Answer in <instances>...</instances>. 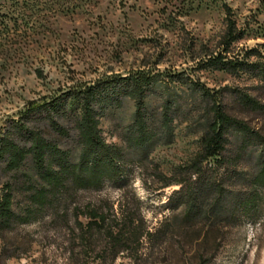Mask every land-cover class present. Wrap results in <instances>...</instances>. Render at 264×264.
<instances>
[{"label": "rangeland", "instance_id": "1", "mask_svg": "<svg viewBox=\"0 0 264 264\" xmlns=\"http://www.w3.org/2000/svg\"><path fill=\"white\" fill-rule=\"evenodd\" d=\"M223 5L244 31L226 56L241 58L249 48L264 56V0H0V126L29 101L114 75H154L155 93L148 103L158 104L166 97L178 105L167 130L144 149L127 148L123 141L132 119V101L124 99L101 118L103 137L122 147L129 162L123 191L140 201L149 229L161 227L156 241L143 239L139 258L122 252L112 264H196L200 243L206 264H264V206L254 221L238 209L231 219H221L257 169L262 151L254 142L229 130L223 155L232 164L223 175V197L202 219L190 225L179 222L184 227L175 232L164 227L179 209L170 210L164 202L177 186L157 189L149 175L151 166L168 173L190 161L200 149L208 121V99L188 83L172 81L171 74L180 73L202 86L230 115L264 135V112L243 108L235 99L241 90L264 102L263 75L201 65L221 50ZM248 61L264 66L263 57ZM71 147L75 154V145ZM5 178L0 172V180ZM119 195V189L105 183L96 191H79L76 200L114 201ZM197 228L206 231L198 243L193 241ZM67 238L66 231L43 212L34 222L15 224L1 234L0 264H70ZM87 264H109V258L103 262L89 258Z\"/></svg>", "mask_w": 264, "mask_h": 264}, {"label": "trees", "instance_id": "2", "mask_svg": "<svg viewBox=\"0 0 264 264\" xmlns=\"http://www.w3.org/2000/svg\"><path fill=\"white\" fill-rule=\"evenodd\" d=\"M223 11L221 50L209 55L201 65L264 77L261 62L248 61L249 57L264 59L256 48L246 49L241 58L226 56L232 42L241 39L244 31L236 27L227 5H223ZM169 76L172 81L188 83L197 89L209 104L206 129L194 157L172 167L168 173L156 166L150 167L149 175L157 189L177 186L164 204L170 210L178 208L179 212L171 216V223L164 230L175 232L183 226L181 222L190 225L202 219L215 200L223 197V175L232 164L223 155L229 130L254 142L261 148L262 155L247 187L234 195L232 207L221 219H231L238 209L243 217L256 220L264 206V135L230 115L221 101L202 86L183 78L180 73ZM154 85L155 78L151 74L105 77L80 88L29 101L15 118L4 120L0 126V172L6 174V178L0 180V239L1 234L15 224L34 222L47 212L50 221L68 235L65 246L68 263L87 264L89 258L101 262L109 258L112 264L122 252L133 260L139 258L143 239L153 243L161 227L149 229L141 214L140 201L133 193L126 195V190L123 191L129 162L122 147L105 140L100 121L108 111L119 108L124 99H129L133 114L123 133V141L127 148L151 146L167 130L178 110V105L166 97L160 98L158 104L148 103L155 93ZM235 99L243 108L264 112V102L244 91L238 90ZM105 183L119 189L120 195L114 201L106 197L85 202L76 200L79 191H96ZM195 233L193 241L198 243L201 241L197 239L203 240L206 231L197 228ZM195 255L196 264H206L208 257L204 256L201 243Z\"/></svg>", "mask_w": 264, "mask_h": 264}]
</instances>
